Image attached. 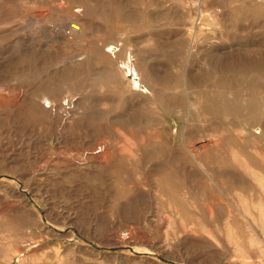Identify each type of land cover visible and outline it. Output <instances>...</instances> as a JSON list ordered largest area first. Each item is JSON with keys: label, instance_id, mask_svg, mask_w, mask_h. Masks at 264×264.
I'll use <instances>...</instances> for the list:
<instances>
[{"label": "rangeland", "instance_id": "rangeland-1", "mask_svg": "<svg viewBox=\"0 0 264 264\" xmlns=\"http://www.w3.org/2000/svg\"><path fill=\"white\" fill-rule=\"evenodd\" d=\"M0 264H264V0H0Z\"/></svg>", "mask_w": 264, "mask_h": 264}, {"label": "bare ground", "instance_id": "bare-ground-1", "mask_svg": "<svg viewBox=\"0 0 264 264\" xmlns=\"http://www.w3.org/2000/svg\"><path fill=\"white\" fill-rule=\"evenodd\" d=\"M69 24V28L71 29V31L72 32H76V31H78L79 29H80V27H81V25L79 24V23H77L76 21H71V22H69L68 23ZM67 24V25H68ZM58 33V32H57ZM61 34V33H60ZM54 35V34H53ZM69 38V37H68ZM250 168V167H249ZM253 169V168H252ZM251 169V170H252ZM255 173V172H254ZM253 173V174H254ZM248 215H250L249 213H248ZM251 237V236H250ZM250 240H251V238H250ZM236 241V240H235ZM235 243V242H234ZM237 245H239V244H237ZM236 245V246H237ZM240 246V245H239ZM241 248V247H240ZM240 248H238V251H240ZM242 257V256H241Z\"/></svg>", "mask_w": 264, "mask_h": 264}]
</instances>
